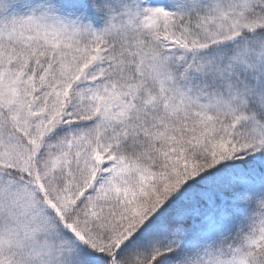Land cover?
I'll return each instance as SVG.
<instances>
[{"label":"snow or ice","instance_id":"1","mask_svg":"<svg viewBox=\"0 0 264 264\" xmlns=\"http://www.w3.org/2000/svg\"><path fill=\"white\" fill-rule=\"evenodd\" d=\"M0 264H264V0H0Z\"/></svg>","mask_w":264,"mask_h":264}]
</instances>
